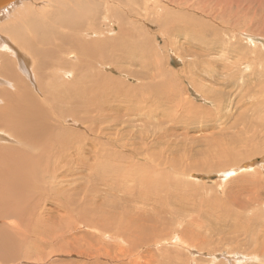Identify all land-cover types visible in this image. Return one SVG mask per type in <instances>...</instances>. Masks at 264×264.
Segmentation results:
<instances>
[{
	"label": "bare ground",
	"instance_id": "obj_1",
	"mask_svg": "<svg viewBox=\"0 0 264 264\" xmlns=\"http://www.w3.org/2000/svg\"><path fill=\"white\" fill-rule=\"evenodd\" d=\"M35 1L14 0L0 10V32L8 36H0V108L3 100L6 104L5 110L0 109V264H105L100 258L111 264H156L149 247L162 239L145 234L152 228L163 232L171 221L182 225L180 218L192 210L195 215L183 226L180 241L175 231L166 241L194 252L196 246L213 247L226 239L243 249V253H228L236 264L264 263V81L254 79L260 74L256 65L264 66V55L251 57L247 50L252 40L264 49V0H73L52 17L46 10L49 4L40 7ZM120 5L131 13L128 17ZM134 13L141 21H155L160 31L154 40L160 39L168 52L164 63L172 51L179 55L181 43L184 59L231 56L236 60L233 70L238 66L236 75L249 64L248 74L242 71L245 75L237 82L242 90L234 95L228 91L231 86L223 84L227 90L215 94L203 92L202 87L197 91L203 97L199 100L214 109L191 103L185 94L174 97V83L168 81L175 82L176 74L154 73L156 61L146 58L142 46L130 39L134 34L129 29L149 30L147 24L130 21ZM159 14L167 20L161 22ZM12 15L21 17L26 26L14 27L9 19ZM106 19L116 23L110 26L111 31L117 30L116 39H109L112 32ZM55 22L64 32L52 29ZM49 35L59 41L52 40L58 54L53 47L48 51ZM21 50H30L34 62H26ZM66 50L72 59V53L77 56L76 63L68 67L82 63V77L72 82V92L56 78L70 77L68 67L51 68V60ZM102 60L114 67L119 78L93 73L91 63ZM47 61V67L41 68ZM225 68L229 70L227 64ZM211 76L202 74L210 88L218 84ZM195 82L190 80L189 85L196 90ZM9 84L20 89L23 100L7 92ZM180 85L184 89L185 79ZM246 85L248 89L243 90ZM61 94L60 102L48 101L60 99ZM76 97L81 103L71 106ZM192 113L198 118L191 117ZM212 117L217 128L227 126L205 137L212 159L192 163L174 154L178 145L174 139L183 141L186 134L178 126L188 127V119L197 127ZM105 135L109 150L99 144ZM187 171L188 179H196L199 173L214 174L219 182L206 186L200 180L202 193H197L194 181L173 179L185 177ZM79 174H87L93 184L80 183ZM227 177L234 180L225 183ZM210 195V201L204 202ZM51 197L53 205L47 202ZM54 209L61 215H49ZM197 225L217 238L211 241L189 228ZM67 231L71 236L64 237ZM162 253L160 264H172L179 257V250L164 248ZM58 255L81 260H51Z\"/></svg>",
	"mask_w": 264,
	"mask_h": 264
},
{
	"label": "rangeland",
	"instance_id": "obj_2",
	"mask_svg": "<svg viewBox=\"0 0 264 264\" xmlns=\"http://www.w3.org/2000/svg\"><path fill=\"white\" fill-rule=\"evenodd\" d=\"M44 1H41V0L39 1L38 0V1H35V3H37L38 6H40V7L49 4L48 5L49 7H46V10H47V13L49 14V16L52 17L54 15V13H56V10L64 9L65 7H67L69 5V2L73 1V0H64V2H63V0H57L60 3V5H55L54 4V2H55L54 0H44ZM121 1H124V0H120L119 2H121ZM50 4H51V6H50ZM120 8H121V5H120ZM49 9H51L52 12ZM168 9H173V8L172 7H168ZM122 10H124V9H122ZM124 12L127 14V17L131 14L129 11H126V10H124ZM132 15H133V17L130 18V21L132 23H139L141 25L142 24H147L149 30L133 31V30L129 29L130 31H132L130 33L134 34V36L130 35V39L132 38V40L135 43H137L140 47L142 46L141 50H142V53L144 54V56L146 58H149V59L153 58L154 62L156 61L155 68L153 70L154 73L156 72V74H158V75L160 73H161V75L162 74L163 75H167V74H169L168 72H173V73H171V74H174L173 76H175V74H176V78L174 77L175 82H173V80H171V79H169V81H168L171 85L173 83L176 84V85H174V84L172 85V88L175 91L174 92V97H176V96L177 97H184V94H185L186 98L189 99V101L191 103H194L196 105L197 104L202 105V106H204V107H206L208 109H210V108L214 109V107H211V106L205 104L203 101L199 100V99H202L203 97L197 91L200 90L202 87H203V92H206L207 90H209V91H211L212 93H215V94H218L219 91L227 90L225 86L222 87L223 84L227 85L228 87H229V85L231 87L234 85L232 87L233 89L231 87L228 88V91L231 92V93L234 92V95H235V93L240 92L242 90V89H240V85L237 82H238V80L240 78L239 77L240 75H245V74L247 75L248 74V72L250 70L249 64H248V69L247 68L244 69L245 70V74H244V72H242L244 70L241 69L242 71L239 70L238 71V75H236L237 73H235V72H237L238 66H236V68L234 67L235 69L233 70V64H234V62L236 60L232 59L231 56L219 57V55H212L208 59L207 57H204L203 55H201L202 57L199 56L197 58H193L192 56H190L191 58L184 59L183 57H181V51H185V45L181 44V43H179V46H181L180 50H179L180 51L179 55H177L174 51H172L171 53H174V54L171 57V59L169 60L171 62L167 61L166 63H164V60H166V59H164V57H167L168 52L166 50H164V48L162 47V42H160V39H155L154 40L155 34L160 31L158 28H155V27H158L156 24H154L155 21L154 20L151 21V19L147 20L146 18H144L141 21L139 14L134 13ZM103 17H104V15H101V18H103ZM159 17H160L161 22L164 21V20H167V18L164 15L159 14ZM9 19L13 20V26L16 27V28H20L19 27L20 24H24L25 25L24 20L21 17H19V16L15 17V16L12 15ZM51 20H53V19L51 18ZM106 22H107L109 31H111L110 30V26L111 27H113V26L116 27V25H115L116 23L113 20L109 21V20L106 19ZM166 24H167V22H166ZM52 25H53L52 29L54 31H56V32H64V28L60 27V25L58 23L56 24V22H55V23H52ZM162 26H165V25H161L160 27H162ZM116 31H117L116 29L111 31L112 33L110 34L109 39H113V38L116 39V36H117V34H115ZM0 36L8 37V36L2 34V32H0ZM112 36H113V38H112ZM256 36L259 37L260 35H256ZM53 39H55L59 43L57 37L49 35L50 44L48 46V51L51 49V47H53L52 46V40ZM146 39L148 40V42H147ZM31 42H34V40H31ZM30 43H29V46H30ZM53 48H54L53 53H57V51L59 49L57 47L56 48L53 47ZM247 48H248L247 50H248V53H249L248 56L250 55L252 57V56H255L257 54L264 55V49L260 46L259 41H256V40L250 41L247 44ZM21 51L24 52V59H25L26 62H28V63L34 62V59H33L34 57L30 54V50H28V51L27 50H24V51L21 50ZM197 51H199V49H197ZM159 52H160V55L158 54ZM251 52H253V53H251ZM72 54L74 55L75 59L71 58V53L67 52V50L63 54H61V55L59 54V57L57 59L51 60L52 64H54L51 68L59 67L60 69L61 68L63 69L64 67L66 68L68 66H71V65L75 64L76 61H77V56H76L75 53H72ZM161 55H163V56H161ZM222 58L224 60L226 58L227 59L224 61ZM63 59H64V61H63L64 63L61 65V60H63ZM195 59H197V60H195ZM157 61L159 63H157ZM226 61H227V63H226ZM106 62L107 61H103V60L101 62H99V63H96V61L92 62L91 63V70L92 71L94 70L93 73L96 76H99V75L103 74V75L109 76L110 78L112 77L113 79L119 78V75L113 69L114 67L112 65H110L109 63H106ZM243 62H245V60L240 55V63L243 64ZM47 63H48V61L45 62L41 68L47 67ZM198 64H199V66H198ZM200 64H201V66H200ZM226 64L228 65L229 70H227L226 68L223 70V67ZM157 65L160 66V67H158ZM81 66H82V63H80L79 65H77L74 68L68 67V69L72 73V75L70 77H68V78H65V80L59 78L58 76L56 77V75H52V76L57 78L58 82L62 85V87L64 89H67V90L71 91L70 88L75 86V84H72V82L75 81L76 79H79V78L82 77L83 72L80 69ZM261 66H263V65L262 64L256 65V67H258V69H259V70L258 69L257 70L260 72V74H257L254 77V79L256 78V80H255L256 83H261L262 81H264V75H263L264 74V70H263L264 66L263 67H261ZM205 67H207V68H205ZM217 67H218V69H217ZM31 68L34 69L33 67H31ZM41 68H38V70L41 69ZM199 68H201V71H200ZM230 68H231V70H230ZM162 70H164V71L162 72ZM51 72L53 73L52 70H51ZM177 72H179V73H177ZM199 72H201V73H199ZM46 73H48V72H46ZM227 73L229 75H227ZM202 74L206 75L207 78H208V75H209V79L212 78L211 75L213 74L214 76H213L212 80H215L216 82L218 81V84L213 85L214 83H212L211 84L212 88H210V86H209L210 82H204L205 80L202 79ZM215 74H217V76H215ZM198 76L201 78V80H197ZM232 76H234L235 78H232ZM84 77H86V76H84ZM166 77H164V78H166ZM220 77H222V78H220ZM224 78L226 80H224ZM230 78H232V79L230 80ZM120 79H121V81H123V78L120 77ZM184 79H185V86H184V89H183L182 86L180 85V83ZM165 80H166V83H167V79H163L162 82L165 83ZM190 80H191V83L196 81L197 83L195 82V84L199 85V86L196 87V90L190 87L191 86V85H189L190 84ZM219 80H221V81H219ZM127 81L130 82L129 80H127ZM204 84H205V86H204ZM207 84H209V85H207ZM130 85H133V84H130ZM249 85H250L249 87L252 86L251 84H249ZM176 87H178V88H176ZM176 89H179L180 91L176 90ZM214 89H215V92H213ZM245 89H248L247 85H246V87L244 86L243 90H245ZM263 90H264V88H263ZM182 91H183V93H182ZM7 92L12 94V95H14L15 96L14 98H17L19 100H23L22 99V94L20 93V89H18V90L14 89L11 84H9ZM181 93H182V95H181ZM178 94H179V96H178ZM263 94H264V91H263ZM63 98H64V96L61 94V98L60 99L48 98V101H59L60 102ZM81 100L82 99L76 97V100L72 102L71 106L81 103ZM3 102H4V106L2 108H0V109H4L5 110L6 109V104H5L4 100H3ZM54 103L57 104L58 102H54ZM52 104L53 103H49L50 106ZM27 109H29V107H27ZM5 112H6V114L11 113L10 111H7V110ZM56 115L59 117V119H61V121H64L63 118H61L59 112L56 113ZM199 115L201 116L200 113H199ZM190 116L193 117V118H198L197 114H195V113L190 114ZM214 117L209 118L208 120H202L200 122L201 125L197 126V127H193L192 125H190L188 119H187V122L189 124L188 127L183 126V125L180 126V127L178 126L177 128L179 130H181V131H185L186 134H185V137L183 138V141L179 140V139L182 140L181 137H177V138L174 139L177 142L176 144H178L174 154H177V156H179V158H183V157L188 158L192 163H201V162L202 163H206L208 159H212L210 157V155L207 153V147H206V144H205V137L208 136L209 133H214V132L218 131V129L221 128V127H227L226 125H220L219 128H217L216 127V123L217 122L213 120ZM76 125H81V124H76ZM65 126H71V125L67 124ZM108 129H109V126L105 129V131H107ZM181 131H179L178 134H180ZM107 139H108V135L100 136L99 144L109 150L110 146L108 144L109 142H108ZM174 140H173V142H174ZM178 140H179V142H178ZM95 142H98L97 138L95 139ZM238 156L240 158L241 157V153H238ZM215 162H216V160H215ZM229 165L238 167L237 165H234L233 162H230ZM188 175H189V172L187 171L186 172V176L187 177L179 175L180 178H179V176L178 177L175 176V178L173 176V179L174 180L178 179V180H180L182 182H184V179L185 180L187 179L188 181H194V185L193 186L197 188V190H196L197 193H202V189L199 186V182L198 181L202 180L206 186H212L213 185L212 182L214 183V180L218 181V180H216L217 178H215L213 176L214 174L204 175L202 173H199L198 176L196 177L197 180L194 179V178H193V180L188 179ZM224 175H226V173L222 174V176H224ZM233 180H234V178L227 177V178H225L224 182L225 183H230ZM78 181L80 183L85 184L86 187H89V186H91L93 184V181L88 178L87 174H79L78 175ZM54 184L57 185V184H59V182H55ZM181 185H183V184H181ZM211 197H212V195L208 196L204 200V202H206V203L209 202ZM53 201L54 200H53L52 197L47 200V202L52 204V205H53ZM249 202H250V199L246 200V202H245L246 205H248ZM46 206L47 207H51L49 204H47ZM204 206L205 205L202 204L201 208H204ZM247 210H248V207H247ZM248 214H251V212H248ZM49 215H51L53 217H56L58 215H61V211L58 210V209H54L51 212H49ZM184 215H187L186 216L187 219L184 218V216H182V218H180L184 222V223H182V225L180 224V222H178V220L171 221V224L167 225L166 229L163 232H159V230L157 228H152L151 231H148V234H145L146 236H153V237H157V238L162 239V240H158V243L156 244L157 246H150L149 247V249L155 255V258L157 260L156 264H160V262L162 261L163 255H164L162 253V251L164 250V248H166V249H168V251H172V252H174L175 250H179V253H178L179 257H178V259H175L176 261L172 262V264H176V262H177V264H200V263H203V264H233L234 263V264H236L233 260L228 258V257H230V255L228 253H230L229 251L235 252L236 250H240L241 253H243V249H240V248H237L235 246H232L231 244L227 243L226 239L224 241L217 242L213 247L205 246L203 248V247H197L196 246V248L194 249V252H189L190 250H188L189 253L183 248V246L180 245L181 247H179V246L174 245L171 241L170 242L166 241V239H171L173 237L172 236V232L173 231H175L177 233L178 239L180 241L179 234L181 233L183 226H185L188 223V219H190V216H194L195 215V212L192 210V211L189 212V214L186 212ZM197 223L199 224L198 221H197ZM189 228H192L194 232L197 231L200 234L204 233L203 235L206 236V237L210 235L209 233H206V229L204 227H201V226L199 227L197 225V226H191ZM202 228H204V229H202ZM52 230L54 232L53 228H52ZM69 231H71V230H69ZM69 231H67L63 236L64 237L71 236V233H69ZM229 236L232 237V238L239 239L241 241V243L247 242L246 240H242V238H240L239 236H235L234 234H230ZM209 237H210L209 240H211V241L217 238V236H209ZM253 237H255V236H253ZM190 238H191V236H190ZM160 242H161V245L159 244ZM118 244L120 246L122 244V245H124V247L127 246L126 243H121V244L118 243ZM109 245H110V243H109ZM121 247L123 248V246H121ZM199 248L200 249L202 248V249L200 250ZM247 248L248 247L246 246L245 249H247ZM226 257L228 258V260H227ZM52 259L53 260L56 259V260H58L60 262L66 261L67 263L68 262H77V261L81 260V258H78V257H76L74 255H72V256L58 255L56 257H52L51 260ZM56 260H54V261H56ZM99 260H100L101 263H103V262H105V264H109L110 263L109 261H104L103 258H100ZM181 261H182V263H181ZM238 263L239 264H245V262H242V261H239ZM169 264H171V263H169ZM262 264H264V263H262Z\"/></svg>",
	"mask_w": 264,
	"mask_h": 264
},
{
	"label": "water",
	"instance_id": "obj_3",
	"mask_svg": "<svg viewBox=\"0 0 264 264\" xmlns=\"http://www.w3.org/2000/svg\"><path fill=\"white\" fill-rule=\"evenodd\" d=\"M12 2H14V0H0V10L4 7H7Z\"/></svg>",
	"mask_w": 264,
	"mask_h": 264
}]
</instances>
